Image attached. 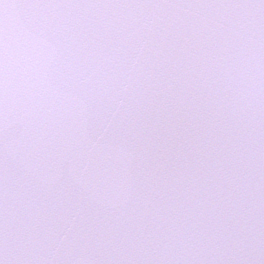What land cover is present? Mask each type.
I'll return each mask as SVG.
<instances>
[{"label":"snow or ice","instance_id":"6c2138e0","mask_svg":"<svg viewBox=\"0 0 264 264\" xmlns=\"http://www.w3.org/2000/svg\"><path fill=\"white\" fill-rule=\"evenodd\" d=\"M0 264H264V0H0Z\"/></svg>","mask_w":264,"mask_h":264}]
</instances>
